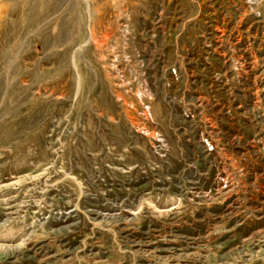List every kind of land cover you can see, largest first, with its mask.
<instances>
[{
    "label": "rangeland",
    "instance_id": "rangeland-1",
    "mask_svg": "<svg viewBox=\"0 0 264 264\" xmlns=\"http://www.w3.org/2000/svg\"><path fill=\"white\" fill-rule=\"evenodd\" d=\"M0 264H264V0H0Z\"/></svg>",
    "mask_w": 264,
    "mask_h": 264
}]
</instances>
